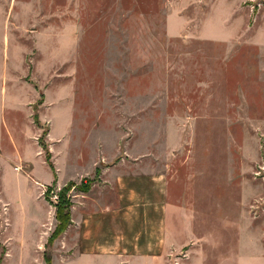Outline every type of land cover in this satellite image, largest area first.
<instances>
[{"label":"rangeland","instance_id":"rangeland-1","mask_svg":"<svg viewBox=\"0 0 264 264\" xmlns=\"http://www.w3.org/2000/svg\"><path fill=\"white\" fill-rule=\"evenodd\" d=\"M13 89L34 101L30 119L22 107L9 117L21 128H30L29 121L40 128L36 136L48 161L50 124L40 114L49 108V91L57 97L65 89L67 111L76 110L72 134L80 125L95 148L113 134L107 158L115 166L108 173V164L98 166L93 176L71 181V189L70 182L44 189L54 225L41 259L20 262L19 241L34 239L29 219L12 211L9 223L0 202V264H66L77 241L72 209L81 203L74 192H83L85 202L105 196L113 205L112 176L138 168L132 160L140 157L150 159L144 168L162 170L172 131L180 144L175 157L200 164L195 168L205 176L194 183L211 192L212 212L220 195L233 221L243 200L264 249V0H0V94ZM79 137L62 156V178L80 174ZM63 196L65 225L57 218ZM230 221L228 257L238 232ZM263 252L256 264H264Z\"/></svg>","mask_w":264,"mask_h":264},{"label":"crops","instance_id":"crops-1","mask_svg":"<svg viewBox=\"0 0 264 264\" xmlns=\"http://www.w3.org/2000/svg\"><path fill=\"white\" fill-rule=\"evenodd\" d=\"M15 91L0 94V202L6 207L9 223L13 222L10 216L13 212L16 218L22 214L29 219L34 239L19 241L20 262H23L35 260L37 256L41 259L40 251L48 242L54 225V208L46 200L44 189L52 185L63 187L68 182L93 176L103 164L109 166L105 168L106 173L113 170L108 156L113 154L115 141L113 134L101 137L102 143L98 142L95 148L94 136L86 142L87 132L80 125L79 131L76 129L72 134L76 110L73 107L74 112L67 111L70 106L66 90L61 96L63 89H60L57 97L49 91L45 97L49 108L40 114L41 120L50 124L46 142L52 155L48 161L36 136L40 128L30 121L26 123L30 128H21L19 122L9 117L21 107L27 109V119L32 115L34 100L29 96L19 98ZM60 109L62 112L57 113ZM76 134V140L78 134L80 136V145L74 156L82 166L80 174L76 179L62 178V156L67 151L71 153L72 138ZM179 146L178 137L172 131L167 138L162 170L144 168L150 159L140 157L132 160L138 168L113 175L116 190L113 205L106 203L105 196L85 202L79 197L84 195L78 194L83 192H74L81 203L72 209L77 241L74 256L66 264L257 263L264 249L259 227L243 206V196L233 221L222 211L220 195L215 196L217 206L212 212L211 205L208 206L211 192L205 188L199 192L195 187V180L205 176L202 170L195 168L200 164L194 158L175 157L174 151H178ZM39 167L49 168L48 173L45 175ZM8 170H11L10 177ZM244 195L249 199L253 196ZM228 221L234 223L238 231L236 248L230 251L229 257L225 246ZM15 240L16 237L9 241ZM8 253L12 255L11 248ZM179 253L183 257H178Z\"/></svg>","mask_w":264,"mask_h":264},{"label":"trees","instance_id":"trees-1","mask_svg":"<svg viewBox=\"0 0 264 264\" xmlns=\"http://www.w3.org/2000/svg\"><path fill=\"white\" fill-rule=\"evenodd\" d=\"M73 185H74V183L70 182V188L69 189H71V187ZM62 198H63L64 204L59 206L58 211H57V218H58L61 225H63V224L65 225L69 220V212L67 210L69 204L67 203L66 197L63 196ZM61 228H63V226ZM56 234H54L53 237H55ZM49 241H50V239H49Z\"/></svg>","mask_w":264,"mask_h":264}]
</instances>
